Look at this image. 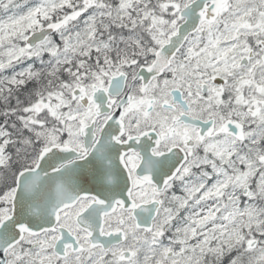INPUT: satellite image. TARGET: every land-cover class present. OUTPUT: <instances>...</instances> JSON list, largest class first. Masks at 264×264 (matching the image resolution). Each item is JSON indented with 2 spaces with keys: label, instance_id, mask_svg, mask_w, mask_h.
<instances>
[{
  "label": "snow or ice",
  "instance_id": "obj_1",
  "mask_svg": "<svg viewBox=\"0 0 264 264\" xmlns=\"http://www.w3.org/2000/svg\"><path fill=\"white\" fill-rule=\"evenodd\" d=\"M0 264H264V0H0Z\"/></svg>",
  "mask_w": 264,
  "mask_h": 264
}]
</instances>
